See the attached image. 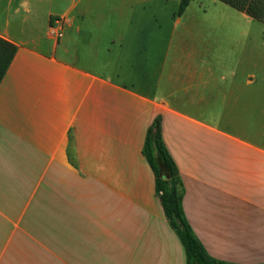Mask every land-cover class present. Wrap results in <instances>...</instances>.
I'll return each instance as SVG.
<instances>
[{"label":"crops","instance_id":"crops-1","mask_svg":"<svg viewBox=\"0 0 264 264\" xmlns=\"http://www.w3.org/2000/svg\"><path fill=\"white\" fill-rule=\"evenodd\" d=\"M170 3L0 0L16 47L0 81V264H186L142 153L155 118L207 255L264 264V67L244 66L260 53L219 69L210 22L169 18Z\"/></svg>","mask_w":264,"mask_h":264},{"label":"rangeland","instance_id":"rangeland-1","mask_svg":"<svg viewBox=\"0 0 264 264\" xmlns=\"http://www.w3.org/2000/svg\"><path fill=\"white\" fill-rule=\"evenodd\" d=\"M192 1L181 17L185 21L210 22V30L213 32L212 35L216 37L211 40L212 49L218 51V55L220 56L217 60L219 69L232 66L241 68L243 66V59L240 57L245 51L250 56L259 55L260 53L258 60L249 59L250 64H247L248 60H244L245 67L250 66V70L252 71L261 68L260 66L264 67V0L248 1V8L243 12L228 11L221 4L214 5V3H210L208 0L203 1L204 6L208 7V10L201 12L197 9L198 0ZM177 9V3H170V7H168L169 18L173 17V13L175 14ZM243 17L249 18L254 22L247 23ZM201 26L203 29L206 24H201ZM222 51L234 53V59H226V54H220ZM211 109L216 111V114L212 116V123L219 131L229 134L236 131V124H229L227 122L225 117L227 113L226 107L216 106ZM235 111L236 108L233 111L234 117H236ZM237 129L240 130V128Z\"/></svg>","mask_w":264,"mask_h":264},{"label":"trees","instance_id":"trees-1","mask_svg":"<svg viewBox=\"0 0 264 264\" xmlns=\"http://www.w3.org/2000/svg\"><path fill=\"white\" fill-rule=\"evenodd\" d=\"M191 1L179 0L176 12L178 16L185 11ZM15 50V45L0 37V81ZM142 153L154 174L155 193L160 198L163 213L183 246L186 264H230L207 255L184 217L181 205L182 181L163 143L158 118H155L146 130Z\"/></svg>","mask_w":264,"mask_h":264},{"label":"built area","instance_id":"built-area-1","mask_svg":"<svg viewBox=\"0 0 264 264\" xmlns=\"http://www.w3.org/2000/svg\"><path fill=\"white\" fill-rule=\"evenodd\" d=\"M65 23V16H59L55 18L53 23L49 25V32L55 34L57 37L61 36Z\"/></svg>","mask_w":264,"mask_h":264},{"label":"water","instance_id":"water-1","mask_svg":"<svg viewBox=\"0 0 264 264\" xmlns=\"http://www.w3.org/2000/svg\"><path fill=\"white\" fill-rule=\"evenodd\" d=\"M166 177V176H165Z\"/></svg>","mask_w":264,"mask_h":264}]
</instances>
